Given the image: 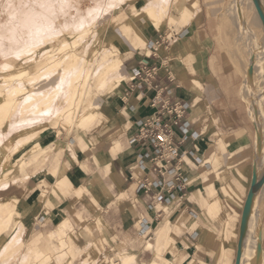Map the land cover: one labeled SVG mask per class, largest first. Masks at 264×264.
<instances>
[{
  "label": "crops",
  "instance_id": "obj_1",
  "mask_svg": "<svg viewBox=\"0 0 264 264\" xmlns=\"http://www.w3.org/2000/svg\"><path fill=\"white\" fill-rule=\"evenodd\" d=\"M129 1L124 2L129 14L112 15V22L126 23L139 11L137 23L143 37H127L117 27L99 29L98 39L109 38L104 46L121 49V66L110 80H120L115 91L95 100L101 104L98 119L87 128L77 126L71 134L57 117L29 126L39 130L53 122L51 128L61 132L45 156L0 191V200L8 201L18 218L8 240L23 230L25 249L13 264L20 263L22 256L21 264L40 262L35 258L37 251L38 256L51 258L46 264H119L125 256H135V264H160L157 255L168 258V264H221L226 252L234 262L237 225L227 228L226 222H212L209 215L221 220L238 214L254 175L257 130L243 79L222 46L219 21L228 2L159 0L158 4L167 3L169 18L159 29L146 12L155 0ZM170 18L175 22L171 24ZM170 30L178 34L169 49L161 47L157 55L146 57V45ZM96 34L81 46V53L91 54L97 47ZM110 35L120 38V44ZM144 65L150 73L156 68L157 75L147 81L145 74L134 77V69ZM150 80L156 89L148 85ZM159 89L164 100L180 101L186 110L179 125L170 127L173 139L180 142V156L160 162L163 176L147 159L144 168L137 166L140 153L154 149L145 142H132L137 122L156 111L151 104ZM184 123L187 133L180 128ZM29 127L22 129L23 134L32 131ZM176 173L185 182L178 181L169 192L166 183ZM145 178L166 183L152 186L147 193L137 192V181ZM211 186L217 195L211 196ZM159 194L165 200H157ZM216 196L222 207L218 198L207 210L205 199ZM226 231L236 235L226 239ZM171 232L176 240L163 247L160 240Z\"/></svg>",
  "mask_w": 264,
  "mask_h": 264
},
{
  "label": "rangeland",
  "instance_id": "obj_2",
  "mask_svg": "<svg viewBox=\"0 0 264 264\" xmlns=\"http://www.w3.org/2000/svg\"><path fill=\"white\" fill-rule=\"evenodd\" d=\"M126 1L127 0H37V1L36 0H20V1L0 0V50H2L0 51V55L4 53V51L6 52L3 57L1 56L3 59H1V57L0 59L2 62L4 61L10 62L18 65L20 68H27L29 70V75H27L23 80H18L10 84L8 82H4L5 80L0 78V82L1 83L3 82L2 84H0V89L5 88L7 91L13 89L17 85L27 88V92H22L18 95L17 98L18 105L17 104L15 105V108L13 109L9 120L7 121L6 125L3 127V129L0 132V147L2 146L3 143H5L8 140L9 137L13 136L15 138H19L20 136L24 135L23 133L25 131L22 130L24 127H29V126L34 127L36 123H40L42 121H48L47 119H49V121H52L54 117H57L56 119H58L61 123H63L65 119V115L61 114L60 110L63 109V107L66 104H67L66 106H69V103L71 101L69 95L70 89L71 90L73 89V91L77 93L81 84L80 79L73 80V77L79 73L81 75H84L85 73H87L89 70L92 69L97 71L105 65L106 61L120 56L119 52L121 51V49L118 48L119 46L118 47L113 46L112 49H109L106 46H104L105 45L104 41L106 39L109 40L108 37L104 38V36H102L100 39H98L101 33L99 31L100 28L106 26L114 27V28L117 27V29L120 28L123 34L127 37L132 38V36H134L135 40L139 38L142 39L143 36L141 30H139V27L136 26L138 24L137 18L140 16V15L139 16L136 15L140 13L139 11L134 12L136 14L135 17L127 19L126 23L121 22V19H117L118 21L112 22L113 20L112 15L121 13V11H123V15L129 14V12H126L125 9L126 6H124V2ZM132 1L133 0H130L129 2ZM233 1L234 0H226V2L228 3L224 12L220 16L219 31L222 36V40H223L222 46L225 47L224 50L226 51V56L228 57L232 66L234 67L236 74H240L241 78L243 79V93L249 104L250 114L256 123V130H257L255 137L256 161L253 168V170L255 171L254 183L252 185V181H251V183L249 184L247 192L245 193V197L240 202L241 207L239 210H237L238 214L227 215L226 219L221 218V220H217V218H214L209 215V218L212 222L222 223L223 221L227 223V228H230L234 224H236L238 228V245L235 247L236 254H235L234 262H230L231 257L229 253L226 252L221 264H241V259L243 255V249L241 247H243V244L246 243V239L244 237H246L245 236L246 231L249 226V221L247 222V220H249L247 213V203L250 202V199L255 193L259 195V203L261 208L260 209L261 221L264 232V181L261 182L262 178L261 180L258 179L257 181V177H256L258 166L261 163L260 157L263 153L261 152L262 149L261 145H264V105L260 99V96H258V92L260 91L258 90V87H260L259 89H262L264 92V19H263L264 17L262 18L257 15V12L255 11V6L252 5V3L249 0H242V2H235L236 1L235 0L234 2L237 3V5L241 3L240 6L239 5L237 6L236 4L234 6ZM158 2L160 1L155 0L154 2L149 4L146 8L148 7L155 8V10L159 13L161 24L160 26H156L154 22L153 24L156 26V28L163 29L164 25H166V23L169 20L168 10L165 11L167 3H164L163 5V3L158 4ZM162 2H167V0H163ZM242 3H243L245 16L247 17L246 22L250 25V27L253 30L252 34L254 33L256 35L252 37L253 39L248 37L249 36L248 32L246 33V31L245 32L243 31L244 30L243 28L241 29V27H243L241 24L245 25L244 24L245 20H243L242 17L239 16L240 17L239 21H241L242 19V22H239L238 21L239 17L236 16V13L237 14L239 13L238 11L239 8L242 6ZM39 4H41L40 5L41 7L39 6ZM231 7L233 8V10L229 11ZM235 8L238 9V11H235L236 13L233 12ZM36 9L37 11L35 12ZM70 9L76 10L77 12L76 11L73 12ZM78 9L79 10L81 9L82 12L79 11ZM62 11L63 13H61ZM27 12H29L30 15ZM80 13L81 15H83V19H81L82 17H80L81 16ZM69 14L71 16L75 14L72 16L73 19L72 17L69 16ZM76 18L77 21L80 20L82 21L83 24L77 25L78 23L81 22L78 23L75 22ZM57 19L59 20L61 19L64 21V23L62 22L63 27L61 28L60 25L58 30L56 29V31L58 32H56L53 28L56 26L57 21H59ZM72 20H74V23H71L73 22ZM174 22L175 21L170 18V23L172 24ZM53 23L54 25H52ZM66 24L67 26H65ZM74 24L77 26H74ZM85 24L88 25L91 24V26L93 27L91 30H93V32H97L96 40H95L97 47L93 46L91 50V54H89L88 50L85 53H81L79 50L81 49V46L89 39L92 33L89 34L87 37L83 38L81 46L77 49V52L80 55V60L72 69L66 70L65 64H63V66L59 69L53 68L47 72H44L46 70L44 69L43 71H41L44 72V74L42 75V77L44 78L36 81L34 74L36 72L35 69L38 62L44 60L43 66L41 65V68H43L48 64L47 61L50 62L58 59L62 60L63 58H67L70 54L71 49L68 50L67 53L61 55L55 54L56 53L55 52L52 60L49 59L47 51L57 47L60 43L66 40L70 41L74 37L75 33L72 32V30L69 29L68 27L72 26V29H76L78 31V29L83 27ZM239 24L241 27L239 26ZM79 26L81 27L79 28ZM67 28L69 30H67ZM59 29L61 30V32ZM49 31L50 33L52 31V34H49ZM46 35L48 36L50 35L51 37L47 38L48 36ZM39 36L41 38H39ZM43 36L46 37L43 38ZM250 39L252 40V45ZM43 40H46V42L45 41L43 42ZM47 40H49V42ZM29 41L30 43L32 42L35 45L37 44L36 47L34 46V44H29ZM40 41L44 43V44L42 43L43 45L41 44L42 46L40 45L41 43ZM26 43H28L34 48L35 53L32 47L29 48L27 46L28 50L31 49L32 52L29 50V52L31 53H27V55H25L26 53V49H25V52L23 51L24 53L23 56L21 57L17 56L16 54L19 53L21 49L24 50L23 48L26 47L25 46L27 45ZM136 47H138V49L143 48V46L140 45L139 46L137 45ZM21 53H19L18 55H21ZM117 70H119V68L118 69L111 68V70L108 72L109 82L111 78L119 74V71ZM54 73H58L57 80H52L53 77L52 75ZM1 76L2 74H1V66H0V77ZM71 79H72V86L70 87ZM95 80L98 79L95 78ZM94 81L92 83V89L97 90L99 88L98 87L99 81L97 82ZM73 86L75 87L73 88ZM29 100H31L32 102L31 105L28 107L26 111L22 112V108L24 104ZM51 125H53V122H50L47 126H45V128L51 127ZM91 125H88L87 127ZM29 129L35 130V129H31V127H29ZM54 130L57 131L59 129H54ZM7 144L11 145V143L9 142H6V145ZM6 152L7 149L3 147L0 151V162L2 160L1 158H3ZM27 152L28 153L30 152L29 148H27ZM16 163H17V156L13 157L11 163L5 168V170L7 168L15 166ZM1 169H3V167L2 168L0 167V172ZM25 172H16L15 174L23 175L25 174ZM15 174L13 175V177L15 176ZM15 180L16 177L10 180L9 183L11 181L14 182ZM263 180H264V174H263ZM1 183L2 181H0V184ZM9 183L1 184L0 191L7 190L9 188L8 186ZM209 192L211 196L213 192H215L217 195L216 189L213 186L209 188ZM224 192L226 194H230L228 188L226 187H224ZM215 198L212 197L211 199H205V203H206L205 205L207 207V210L209 208V205H212L215 201L218 200V198L220 199V197L218 196H216ZM2 201H6V200H0V202ZM220 205L222 207L221 199H220ZM5 216L6 215H3L2 213L0 214L1 222L6 219ZM5 222H8L7 219L5 220ZM1 225H4V223H1L0 226ZM8 225L11 228L10 230H12V228H14V226L17 225V222L15 223L11 221L8 223ZM9 233L10 232L3 234V236L8 235L7 237H5L6 238L5 241L9 239L10 237ZM234 234L236 235V232L226 231V239L232 238ZM170 235L172 236V238L170 239L171 236H168L169 237L168 244H167L168 237L164 238L165 237L164 236L160 240V244L163 247L164 246L168 247V245H170L172 242L176 240L175 234L171 232ZM2 242L3 239H0V244ZM261 244L264 247V233ZM24 245L25 244L23 239V230H18L16 234L12 237V239H10V246L8 244L7 246L1 248L0 262L2 263L0 264H13L14 261L19 258L23 249H25ZM12 247H14L15 249ZM4 248L6 249L5 252L3 251L5 250ZM37 252L34 253L36 255L35 258L40 259L41 261L36 264H46L50 261L51 258L49 259L42 258V255L38 256ZM8 256L10 257L8 258ZM157 256L161 260L160 264H162V261L166 264L170 262V260L167 261L168 258H166L164 255L162 256L157 255ZM62 257H64V255ZM22 258L20 257L21 262H22ZM32 258L33 257H31V259ZM43 259H45V261ZM122 261H124L125 264H135V256H125L122 259ZM122 261L119 264H122ZM224 261L225 263H223ZM21 262L18 264H21ZM28 264H30V261L28 262ZM112 264H118V263L113 262Z\"/></svg>",
  "mask_w": 264,
  "mask_h": 264
},
{
  "label": "bare ground",
  "instance_id": "obj_3",
  "mask_svg": "<svg viewBox=\"0 0 264 264\" xmlns=\"http://www.w3.org/2000/svg\"><path fill=\"white\" fill-rule=\"evenodd\" d=\"M7 1H9V0H7ZM234 1H233L234 6H235V4L237 5V3H235V2H242V0H236L235 2ZM249 1L252 3V5L255 6V11L257 12V15L263 18L264 17V0H249ZM40 5L41 4H39V6ZM238 5L240 6L241 3H239ZM232 7H233V4H232ZM230 9H229V11L233 10V8L231 10ZM235 9L233 12L238 11L237 8H235ZM70 10H72V9H70ZM36 11H37V9L35 10V12ZM72 11L75 12L76 10H72ZM72 11H71V13H72ZM79 11H81V9ZM146 12L150 16L151 20H153L154 24L156 26H160V24H161L160 23V16H159L158 12L155 10V8L154 7H148ZM238 12H239L238 13L239 15L235 12L236 16H238V17L240 16V17H242L243 20H245L244 21L245 25L240 23L243 27H241L240 24H239V26L241 27V29L242 28L244 29L243 30L244 32L245 31H246V33L248 32V35H249L248 37L252 38L255 34L254 33L252 34L253 30L250 27V25L246 22L247 17L245 16V12L243 9V3H242V6L239 8ZM27 13H29V12H27ZM61 13H63V11ZM70 14H69L70 17L75 15V14H73L71 16ZM82 14H84V13H82ZM29 15H30V13H29ZM80 15H81V13H80ZM62 16H63V14H62ZM80 17H82L81 19H83V15H81ZM80 17H79V19H80ZM240 17L238 18V21H239ZM59 18H60V16H59ZM72 19H73V17H72ZM74 19H75V16H74ZM242 19L239 22H242ZM57 20H59V19H57ZM72 21L73 22H71V23H74V20H72ZM247 21H248V19H247ZM62 22L64 23V21L60 19L59 21H57V24L55 27H53V26H50V27H53L54 30L56 31V29L58 30L60 25H61V28L63 27ZM75 22H77V23L81 22L78 24L76 23L77 25L83 24L82 21H80V20L77 21V18H76ZM52 25H54V23ZM77 25L74 24V26H77ZM65 26H67V24ZM68 26H69V24H68ZM74 26H73V28H74ZM136 26H138L139 30H141L139 23ZM80 27L81 26H79V28ZM68 28L71 29L72 32L75 33L74 37L70 41L66 40V41L60 43L57 47L47 51V54L49 56V59L52 60L55 52H56L55 54L61 55V54L67 53V51L71 49L69 56L67 58H63L62 60L58 59V60L50 61V62L47 61L48 64L43 68H41V65L43 66L44 60L38 62L36 69H35L36 72L34 74L36 81L44 78V77H42L44 72H47L53 68L59 69L63 66V64H65L66 70H69V69H72L79 62L80 55L78 54L77 49L81 46L83 38H85L89 34L93 33V30H91L93 27L91 26V24H89V25L85 24L83 27L78 29V31L76 29H72V26L68 27ZM68 28H67V30H69ZM65 30H64V32H65ZM44 31H46V30H44ZM55 31H53V32H55ZM56 32H58V31H56ZM60 32H61V30H60ZM49 34H52V31H51V33L49 31ZM61 34H63V33H61ZM61 34H59V35H61ZM46 36H48V35H46ZM54 36H56V35H54ZM45 37L43 36V38H45ZM50 37L51 36L49 35L47 38H50ZM52 37H53V35H52ZM39 38H41V37L39 36ZM114 39H116V42L119 45L121 42L120 38H118L114 35H110V40H114ZM39 40H41V39H39ZM49 40H47V41L49 42ZM254 40H255V38H254ZM44 41L46 42V40H43V42ZM52 41H53V39H52ZM250 41H251V45H252V40L250 39ZM43 42H41L40 45ZM253 43H255V42H253ZM26 44H27V45H25L26 47L23 48L24 50H22V49H21V51L19 50L20 51L19 53L22 52L21 55H18L19 53H17L16 54L17 56H20V57L23 56V54H24L23 51L25 52V49H26L25 55H27V53L32 52L31 49H29L31 51V52H29L27 46L29 48H31L32 46L29 44H34V43H32V42L30 43V41H29V44L28 43H26ZM36 45L34 44L35 47H36ZM251 48H252V46H251ZM27 50H28V52H27ZM0 51H2V50H0ZM33 51H34V48H33ZM5 53L6 52L4 51V53H2L0 55V57L1 56L3 57ZM34 53H35V51H34ZM2 57H1V59H3ZM1 59H0V66H1L2 76L0 78L5 80L4 82H8L10 84V83H13V82L18 81V80H23L27 75H29V70L27 68H20L18 65L10 63V62H6V61L2 62ZM120 66H121V59H120V57H117V58L106 61L105 65L97 71L92 69V70H89L84 75H81L79 73L73 77V80H77V79L81 80L79 90L76 93L73 91V89L72 90L70 89L69 95H70L71 101L69 103V106H66L67 105L66 104L63 107V109L60 110V113L65 115V119H64V122L62 124L66 125L68 127V131H69L68 134H71L77 128V126L87 127L88 125H91L92 123H94L98 119V116L100 115V112H101V104H100V102L95 101V99L97 97L103 96L105 93H111V92L115 91V88L117 87L116 82H120V80H113V81L109 82L108 72L111 70V68H117L118 69ZM44 69H46V70L44 72H41ZM95 71H96V73H95ZM52 76H51L52 80H57L58 73H54ZM95 78L98 80H95ZM93 81L94 82L99 81V86H98L99 88L97 90L92 89ZM251 81H252V78H251ZM2 83L0 82V84H2ZM70 83H71L70 84V87H71L72 86V79H71ZM74 87L75 86H73V88ZM259 88L260 87H258V90H260L258 92V96H260V99L264 105V92L262 89H259ZM22 92H27V88L22 87L20 85H17L13 89L7 90V91L5 88L0 89V132L3 129V127L6 125L7 121L9 120L11 113H12L13 109L15 108V105L18 103L17 102L18 95ZM31 103H32L31 100L27 101L22 108V112L26 111L28 109V107L31 105ZM54 129H57V128L46 127V128L39 129V130L35 129V130L30 131L28 134H24V135L20 136L19 138H15L13 136L9 137L6 142L11 143V145H8V144L6 145V142L2 144V146L0 147V151L4 147L7 149V152L5 153L3 158H1L2 160L0 162V167L1 168L3 167V169H1V172H0V181H2L1 184L9 183V181L12 180L16 176V174H15L16 172L27 171V169L30 165H32L34 162L39 161L43 156H45L49 152V150H51L54 147L56 138L58 137V135L61 132V131L58 132V130L55 131ZM40 140H41V142H40ZM28 147H31L29 153L27 152ZM261 147H262L261 152H263V153L260 157L261 163L258 166L256 177H257V181H258V179L261 180V178H262V180H261V182H262V181H264L263 180L264 145H261ZM15 156H17L16 165L12 166L10 168H7L5 170V168L11 163V160ZM14 174H15V176L13 177ZM253 183H254V180H253ZM17 199H18L17 197L13 198L14 201H16ZM260 209L261 208H260V203H259V195L257 193H255L252 196V198L250 199V202L247 204V213H248V217H249L248 218L249 220H247V222L249 221V226H248L247 231L245 230L246 231V235H245L246 237H244V238L246 239V243L244 242L245 244H243V247H241L243 249L241 264H264V247L261 244L264 232H263V226H262V221H261V210ZM1 213L3 215H6L5 218L8 221V222H5L6 219L3 220L2 222L0 221L1 223H4V225L0 226V239L4 240L5 236H3V234L10 232L9 230L11 229L9 227L8 223L11 221L15 222V223L18 222V218H17L16 213L11 209L8 201L0 202V214ZM68 223L69 222H67L66 224H68ZM8 244L10 246V240H8L4 244L3 247L7 246ZM12 248H14V247H12ZM3 251L5 252L6 249ZM9 257L10 256H8V258ZM0 263H2V262H0Z\"/></svg>",
  "mask_w": 264,
  "mask_h": 264
},
{
  "label": "built area",
  "instance_id": "obj_4",
  "mask_svg": "<svg viewBox=\"0 0 264 264\" xmlns=\"http://www.w3.org/2000/svg\"><path fill=\"white\" fill-rule=\"evenodd\" d=\"M178 33L170 30V32L164 33L160 35L159 39L153 42L148 43L146 46L148 48V52L146 53V57H150L153 55H157L160 48L164 47L165 49H169L174 36ZM151 72L147 66H143L142 68H135L134 69V77H142L143 74L146 75L145 80L154 78L157 75L156 68H152ZM135 78V79H136ZM148 85L156 89L157 86L152 84L150 80ZM161 90H158V93L154 97L152 101V106L156 108L154 114L142 118L137 122L138 130L135 135L132 137V142L140 143L145 142L146 145L151 146L154 151L152 152H142L140 153L137 159V166L144 168L145 162L147 160L151 161L154 164L153 169L158 170L159 174L163 176V166L160 165L161 161H165L166 163L171 162L174 158L180 156V142L175 141L172 137V130L171 125H179L180 119L184 116L185 113V106L180 101L171 104L169 101L164 100L161 95ZM162 104L161 107L158 109V105ZM171 116L169 120L165 119V116ZM180 128L183 130L184 133L188 132V124L184 123L180 125ZM186 137V136H185ZM147 159V160H146ZM180 180H184L181 174L176 173L174 179L169 180L167 183L160 180L158 182H149L147 178L140 179L137 181L136 190L137 192L145 191L146 193L150 191L152 186H164L166 183L167 191H171L176 186H178L177 182ZM157 200L163 201L165 200L162 194L157 196ZM150 208H156L154 203L150 204ZM161 211L159 210L158 216H161Z\"/></svg>",
  "mask_w": 264,
  "mask_h": 264
},
{
  "label": "water",
  "instance_id": "obj_5",
  "mask_svg": "<svg viewBox=\"0 0 264 264\" xmlns=\"http://www.w3.org/2000/svg\"><path fill=\"white\" fill-rule=\"evenodd\" d=\"M256 161V160H255ZM254 173H255V171H254ZM253 180H254V175H253V179H252V182H253Z\"/></svg>",
  "mask_w": 264,
  "mask_h": 264
}]
</instances>
